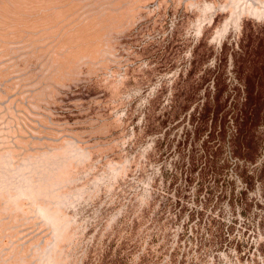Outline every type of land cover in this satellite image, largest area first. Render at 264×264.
<instances>
[{
    "label": "rangeland",
    "instance_id": "1",
    "mask_svg": "<svg viewBox=\"0 0 264 264\" xmlns=\"http://www.w3.org/2000/svg\"><path fill=\"white\" fill-rule=\"evenodd\" d=\"M0 264H264V0H0Z\"/></svg>",
    "mask_w": 264,
    "mask_h": 264
}]
</instances>
